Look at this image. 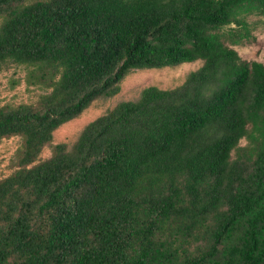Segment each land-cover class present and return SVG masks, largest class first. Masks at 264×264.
I'll return each instance as SVG.
<instances>
[{"label": "trees", "instance_id": "1", "mask_svg": "<svg viewBox=\"0 0 264 264\" xmlns=\"http://www.w3.org/2000/svg\"><path fill=\"white\" fill-rule=\"evenodd\" d=\"M263 27L264 0H0V73L42 91L0 106V264H264V61L235 48ZM198 59L35 163L129 72Z\"/></svg>", "mask_w": 264, "mask_h": 264}, {"label": "rangeland", "instance_id": "2", "mask_svg": "<svg viewBox=\"0 0 264 264\" xmlns=\"http://www.w3.org/2000/svg\"><path fill=\"white\" fill-rule=\"evenodd\" d=\"M256 40L235 46L240 56L248 60L264 61V27L256 32ZM203 60L185 62L183 64L164 67L138 69L129 72L121 82V90L111 97L96 99L78 117L62 124L53 132L52 141L46 145L38 160L49 158L57 143H66L70 148L78 139L84 127L97 117L125 100H137L141 91L147 86H157L163 89L174 88L184 82L187 75L198 69ZM25 70L11 67L0 73V106L18 105L35 102L42 91L39 88L27 86L23 80ZM20 78V83L13 86L12 78ZM242 140L241 144H245ZM24 141L21 136H11L0 140V179H3L21 168L20 159Z\"/></svg>", "mask_w": 264, "mask_h": 264}]
</instances>
